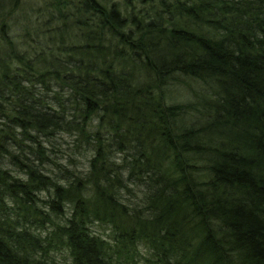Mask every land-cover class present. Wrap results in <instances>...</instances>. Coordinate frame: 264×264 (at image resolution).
Listing matches in <instances>:
<instances>
[{
	"label": "trees",
	"instance_id": "obj_1",
	"mask_svg": "<svg viewBox=\"0 0 264 264\" xmlns=\"http://www.w3.org/2000/svg\"><path fill=\"white\" fill-rule=\"evenodd\" d=\"M47 7L0 27V264H264V0Z\"/></svg>",
	"mask_w": 264,
	"mask_h": 264
},
{
	"label": "rangeland",
	"instance_id": "obj_2",
	"mask_svg": "<svg viewBox=\"0 0 264 264\" xmlns=\"http://www.w3.org/2000/svg\"><path fill=\"white\" fill-rule=\"evenodd\" d=\"M8 4H5L6 8L3 11V13L0 14V27L2 29V25L7 23L4 20H8V17H9L8 14L10 12H13L12 13L13 18L11 20L13 22H12L11 26H14L15 33L18 36L22 35L25 28L32 26L30 24V20H33V21L42 20V18H44L45 16L52 15V14H49V13H51V11L49 9H47L48 8L47 7L48 6V0H19L16 3H10L9 5ZM43 11H45V13H43ZM4 14H7L6 18H2L3 16H1V15H4ZM44 14H48V15H44ZM21 43H20V45H21ZM69 141H71L70 136L69 137L68 136L61 137L58 139V145L63 148ZM50 154L54 157H57V158L62 157L59 159L61 161H63V163L67 164L68 159L63 158L62 152L61 153L59 152V154H57V153H55V154L50 153ZM85 165L86 164H84L83 166L85 167ZM50 168H53L56 171L58 170L57 167H54V164H52L50 166Z\"/></svg>",
	"mask_w": 264,
	"mask_h": 264
},
{
	"label": "bare ground",
	"instance_id": "obj_3",
	"mask_svg": "<svg viewBox=\"0 0 264 264\" xmlns=\"http://www.w3.org/2000/svg\"><path fill=\"white\" fill-rule=\"evenodd\" d=\"M64 127H65V126H64ZM254 180L256 181V180H258V179H254V177H251V182L254 181ZM122 212L125 214L126 211H125V212L122 211ZM118 214L122 215V218L128 219V218H127L128 216H125V215L122 214L121 212H119ZM126 214H129V215L132 216V214H130V213H126ZM233 228H234V226L231 227V229H233ZM184 232H185V234H190V232H188V230H186V229L184 230ZM228 233H229V232H228ZM229 235L231 236V235H232V232H230ZM184 242H185V239H180L179 241L176 240L175 244L180 246V245H184V244H185Z\"/></svg>",
	"mask_w": 264,
	"mask_h": 264
}]
</instances>
